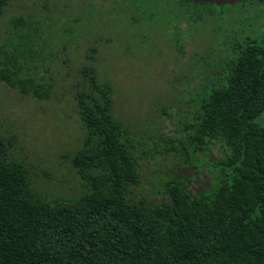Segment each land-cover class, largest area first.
I'll return each mask as SVG.
<instances>
[{
    "label": "trees",
    "instance_id": "obj_1",
    "mask_svg": "<svg viewBox=\"0 0 264 264\" xmlns=\"http://www.w3.org/2000/svg\"><path fill=\"white\" fill-rule=\"evenodd\" d=\"M14 1L0 0V22ZM179 1L195 10L189 12L194 23L225 14L216 11L225 6ZM49 4L71 7L44 0V8ZM226 6L243 18L264 3ZM11 26L0 45V82L51 100L54 82L36 71L38 59L45 60L46 42L37 43L40 22L21 15ZM233 42L223 60L207 63L208 82L191 94L192 117L164 149L201 165L202 156L220 148L205 193L193 195L184 180L170 179L167 202L134 198L140 132L115 117L113 85L94 64L80 69L84 82L76 85L84 138L64 157L82 181L77 199H52L50 191L37 189L31 168L0 135V264H264V122H258L264 115V38Z\"/></svg>",
    "mask_w": 264,
    "mask_h": 264
},
{
    "label": "rangeland",
    "instance_id": "obj_2",
    "mask_svg": "<svg viewBox=\"0 0 264 264\" xmlns=\"http://www.w3.org/2000/svg\"><path fill=\"white\" fill-rule=\"evenodd\" d=\"M55 2L71 7L64 11L49 4L46 9L44 0H15L0 22V45L13 30L12 19L21 15L40 22L37 43L46 42L45 60L38 59L36 71L54 82L51 100L25 96L0 82V135L11 142V154L31 168L36 188L68 201L83 193L82 181L64 157L84 138L76 85L84 82L80 69L94 64L100 78L113 85L115 117L140 132L141 178L132 188L134 198L152 205L167 202L170 179L184 180L193 195L207 192L220 148L202 156L201 165L164 149L191 119V94L208 82L207 63L223 60L233 41L264 38V6L243 18L238 9L225 6L216 10L224 16L194 23L189 12L195 10L179 0Z\"/></svg>",
    "mask_w": 264,
    "mask_h": 264
},
{
    "label": "water",
    "instance_id": "obj_3",
    "mask_svg": "<svg viewBox=\"0 0 264 264\" xmlns=\"http://www.w3.org/2000/svg\"><path fill=\"white\" fill-rule=\"evenodd\" d=\"M188 2L197 3V4H215L217 6H234L238 3L243 2L244 0H186ZM253 1V0H250ZM259 3H264V0H258Z\"/></svg>",
    "mask_w": 264,
    "mask_h": 264
}]
</instances>
